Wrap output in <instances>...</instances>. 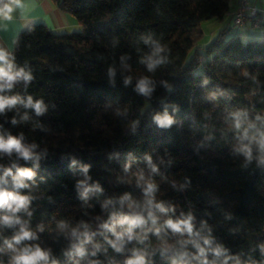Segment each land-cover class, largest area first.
Wrapping results in <instances>:
<instances>
[{
  "label": "trees",
  "instance_id": "obj_1",
  "mask_svg": "<svg viewBox=\"0 0 264 264\" xmlns=\"http://www.w3.org/2000/svg\"><path fill=\"white\" fill-rule=\"evenodd\" d=\"M50 1L81 31L35 23L14 42L13 71L31 79L0 91L24 102L0 113V136L37 158L0 153V177L29 197L15 215L34 238L13 251L21 224H0V264L37 246L40 264H264V40L226 27L198 45L230 0ZM17 169L34 173L24 188ZM136 216L146 222L117 240ZM189 216L191 233L166 226Z\"/></svg>",
  "mask_w": 264,
  "mask_h": 264
},
{
  "label": "clouds",
  "instance_id": "obj_2",
  "mask_svg": "<svg viewBox=\"0 0 264 264\" xmlns=\"http://www.w3.org/2000/svg\"><path fill=\"white\" fill-rule=\"evenodd\" d=\"M12 3L19 5L20 0H12ZM13 11V8L11 4H3L2 7H0V16H2L5 19H11L10 13ZM157 52L162 51L159 46H157L156 49ZM153 67L152 64H149V68L151 69ZM24 79L25 81L30 80L31 76L27 73H24L23 70L20 71H13L12 64L8 61V54L0 49V91L3 90L5 86L11 87L12 82L16 81L17 79ZM139 91L143 93H147L149 91L147 87V81L142 80L138 85ZM17 103H24L20 100L19 97H4L0 96V113L4 112L6 108H11L12 106L16 105ZM26 106H30L35 109L36 113L39 115L44 111L43 105L41 102H33L32 98L29 97ZM158 122L162 125H170L172 123V119L168 117L166 114L163 117H157ZM15 123V120L13 121ZM239 125H237L238 127ZM21 138H16L9 136L7 139H5L3 136H0V153H7L11 155L13 151H15L19 157L30 160V159H36L37 157L32 152V150L29 147L24 146L21 143ZM260 146L262 149H264V134L261 135V139L259 141ZM11 173V169L6 170L5 174L8 175ZM34 175V173L31 170L28 169H17V175L14 177V187L16 189L24 188L26 187L25 183L23 182V178H31ZM6 183V181L0 177V209H6L10 214L0 216V224L7 225V226H13L16 224H21V228L18 234L12 237L11 240H6L5 244L6 246L15 251V245H18L21 243V241L24 240H31L34 238V234L27 230L21 223L19 217L15 215V213L19 212L21 209H26L29 204V197L20 195L16 191H9L6 190L3 185ZM152 185L149 184L148 188L149 190L152 189ZM149 205H152V201L150 200ZM155 207L160 208L161 211H163L162 205H155ZM149 219L152 220L153 223H155V218L153 217L151 211L148 213ZM125 220L129 224V228L125 233H114L116 235L117 240H121L124 235H127L129 239H132V227L140 224H144L146 221L144 217L142 216H136L134 218H125ZM191 216H189L186 219L176 220L173 221L171 219L166 221V226L171 228L175 232H184L187 231L188 233L192 232V223H191ZM125 221H121V223H124ZM107 227V226H106ZM205 243H208V241H205ZM80 255H84L83 249L77 250ZM201 254H203V249L200 250ZM219 254V253H217ZM48 260V252L40 249L38 246L35 248L26 247L23 250L19 252L18 255H16L13 258V264H40V262H47ZM53 264H55V261H53ZM127 264H144V258L143 256H135L134 259H130L127 261ZM206 264V262H205Z\"/></svg>",
  "mask_w": 264,
  "mask_h": 264
},
{
  "label": "crops",
  "instance_id": "obj_3",
  "mask_svg": "<svg viewBox=\"0 0 264 264\" xmlns=\"http://www.w3.org/2000/svg\"><path fill=\"white\" fill-rule=\"evenodd\" d=\"M240 0H230L229 13L218 20L220 30L231 26L232 16L235 13ZM248 5L254 8H264V0H247ZM4 4H11L13 11L11 19L0 16V49L8 54V61L12 64V50L17 36L26 28L35 23L44 24L54 33H71L81 31V26L71 15L57 9L50 0H20L16 5L11 1ZM3 4H0L2 7ZM225 26V27H224ZM224 27V28H223ZM218 31V32H219Z\"/></svg>",
  "mask_w": 264,
  "mask_h": 264
},
{
  "label": "rangeland",
  "instance_id": "obj_4",
  "mask_svg": "<svg viewBox=\"0 0 264 264\" xmlns=\"http://www.w3.org/2000/svg\"><path fill=\"white\" fill-rule=\"evenodd\" d=\"M226 26L230 29L228 36H231L233 33L237 32L238 35L244 41V43H246L247 41L264 40V28L252 29L250 26H246L245 28L237 30L232 24L231 26L228 24ZM220 27L221 26L218 23L217 19L203 21L200 26L202 30V36L198 42V45L202 47L210 43L212 39L215 37V35L219 33L218 31L219 29H221Z\"/></svg>",
  "mask_w": 264,
  "mask_h": 264
},
{
  "label": "built area",
  "instance_id": "obj_5",
  "mask_svg": "<svg viewBox=\"0 0 264 264\" xmlns=\"http://www.w3.org/2000/svg\"><path fill=\"white\" fill-rule=\"evenodd\" d=\"M231 19L233 26L237 30L246 26L260 29L264 26V8L250 7L247 0H240Z\"/></svg>",
  "mask_w": 264,
  "mask_h": 264
}]
</instances>
